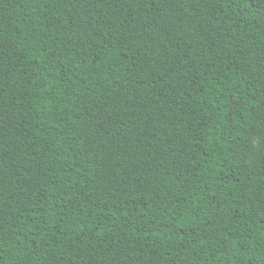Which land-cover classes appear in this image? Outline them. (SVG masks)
Wrapping results in <instances>:
<instances>
[{"label":"trees","instance_id":"trees-1","mask_svg":"<svg viewBox=\"0 0 264 264\" xmlns=\"http://www.w3.org/2000/svg\"><path fill=\"white\" fill-rule=\"evenodd\" d=\"M0 264H264V0H0Z\"/></svg>","mask_w":264,"mask_h":264}]
</instances>
